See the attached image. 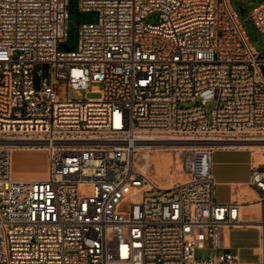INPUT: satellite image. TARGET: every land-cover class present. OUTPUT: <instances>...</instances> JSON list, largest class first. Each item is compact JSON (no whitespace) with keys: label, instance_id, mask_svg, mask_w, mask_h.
Segmentation results:
<instances>
[{"label":"built area","instance_id":"obj_1","mask_svg":"<svg viewBox=\"0 0 264 264\" xmlns=\"http://www.w3.org/2000/svg\"><path fill=\"white\" fill-rule=\"evenodd\" d=\"M78 8L97 18L67 49L68 0H0V264H264V164L251 176L263 207L252 262L226 246L224 230L243 222L238 203L215 200L212 173L214 148L264 144V55L238 11L230 0ZM250 16L264 32V0ZM169 140L201 145L183 157L186 178L161 187L138 152ZM16 149L47 151L48 174L14 176Z\"/></svg>","mask_w":264,"mask_h":264},{"label":"rangeland","instance_id":"obj_2","mask_svg":"<svg viewBox=\"0 0 264 264\" xmlns=\"http://www.w3.org/2000/svg\"><path fill=\"white\" fill-rule=\"evenodd\" d=\"M79 0H68V33H67V47H76L78 43V25L83 22H93L96 20L97 16L93 12L81 11L78 8ZM260 0H230L232 7L238 11L240 20L244 27L247 38L250 43L255 47V49L264 55V32L259 30L255 26L253 19L250 16V12L254 6L259 4ZM245 8L244 14L240 13L239 7ZM159 13H153L146 18V22L150 24H158ZM43 69L46 74L50 75L51 69L49 65H43ZM77 97V94H75ZM88 97H95V94H88ZM173 141V140H169ZM168 142V141H160ZM159 143V142H158ZM146 149L141 150L140 155L145 153ZM152 156V164L147 168L150 178H154V175L161 180L166 187L169 186L176 177L180 174L182 167V161L187 149L180 150H165L157 149L152 147L149 150ZM172 153V154H170ZM249 152L241 155V157H247ZM264 156V150L259 152L257 158ZM172 157V161H171ZM140 163L143 164L144 159H140ZM49 158L48 152L43 149H16L13 152V175L16 177L25 178H44L48 174ZM156 192H151L150 194H155ZM231 237L232 245L241 246V256L243 259L252 261L257 260L258 255L256 254L257 248L260 245V231L259 229L246 228L243 231L232 229L228 232ZM208 251L199 250L197 251L198 256L206 255Z\"/></svg>","mask_w":264,"mask_h":264},{"label":"crops","instance_id":"obj_3","mask_svg":"<svg viewBox=\"0 0 264 264\" xmlns=\"http://www.w3.org/2000/svg\"><path fill=\"white\" fill-rule=\"evenodd\" d=\"M26 150V149H22ZM249 152L247 157L241 155ZM255 149L247 147H217L212 151V173L216 181L215 200L218 203L236 202L239 204L240 226L226 228L224 240L228 250L236 252L242 261V247L233 246L228 232L232 229L243 231L246 228L258 229L255 225L263 215V207L259 202L260 190L251 184L252 170L264 164V156L260 158ZM13 166V160H12ZM25 178V177H22ZM186 175L180 173L176 180H184ZM257 254V253H256Z\"/></svg>","mask_w":264,"mask_h":264},{"label":"bare ground","instance_id":"obj_4","mask_svg":"<svg viewBox=\"0 0 264 264\" xmlns=\"http://www.w3.org/2000/svg\"><path fill=\"white\" fill-rule=\"evenodd\" d=\"M199 145H201V144L197 143V142H183V141H178V140H173V141H168V142H159V143L157 142L156 144H151V145H149L148 143H144L139 148L138 156L140 157V159H144V161H145L144 169L147 170L148 167H150L152 164H154L152 162V156L149 152V150L152 147L157 148V149H165V150H174V149L185 150V149H189V148L199 146ZM251 148L255 149V151L257 153H259L261 150H264V144H262V145H251L250 149ZM144 149H146V152L142 153L140 155L141 150H144ZM170 154H172V153H170ZM172 160L173 159L171 157V161ZM151 180H152V182L157 183L161 187H166V184L161 182V180H159L155 175H154V178H152Z\"/></svg>","mask_w":264,"mask_h":264},{"label":"water","instance_id":"obj_5","mask_svg":"<svg viewBox=\"0 0 264 264\" xmlns=\"http://www.w3.org/2000/svg\"><path fill=\"white\" fill-rule=\"evenodd\" d=\"M239 10H240L241 14H244V12H245V8L244 7L240 6ZM61 47L62 48H67V49H72L73 46L67 47V45L65 43H63V44H61Z\"/></svg>","mask_w":264,"mask_h":264}]
</instances>
